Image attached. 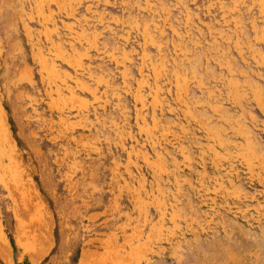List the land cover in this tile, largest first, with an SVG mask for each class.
Wrapping results in <instances>:
<instances>
[{"label":"rangeland","instance_id":"1","mask_svg":"<svg viewBox=\"0 0 264 264\" xmlns=\"http://www.w3.org/2000/svg\"><path fill=\"white\" fill-rule=\"evenodd\" d=\"M0 264H264V0H0Z\"/></svg>","mask_w":264,"mask_h":264}]
</instances>
